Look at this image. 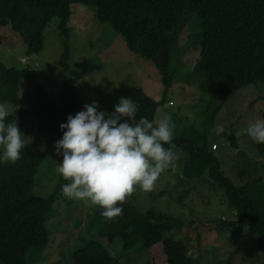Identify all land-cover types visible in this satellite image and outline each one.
<instances>
[{
	"label": "trees",
	"instance_id": "1",
	"mask_svg": "<svg viewBox=\"0 0 264 264\" xmlns=\"http://www.w3.org/2000/svg\"><path fill=\"white\" fill-rule=\"evenodd\" d=\"M74 4L93 7L99 23L108 24L122 37L131 53L150 62L157 70L162 85L160 100L149 98L140 88L116 92L120 97L132 98L138 105L137 117L144 116L154 125L157 108L165 104L169 89L178 80L170 61L185 12L201 21L202 39L191 74L200 89L218 98L214 114L237 91L264 83V0H0V27L16 33L28 55L40 52L43 32L53 19L57 21L58 34L63 37V53L58 60L63 72L62 90L54 96L39 93L34 100L21 102L18 88L27 70L7 68L0 63V102L17 106L5 117V123L17 120L25 123L24 119L30 117L31 128L52 134L55 142L62 135L58 125L86 104L79 99L73 83L84 72L70 70L67 64L68 21ZM29 130L30 127L24 129ZM230 139V145L236 148L233 137ZM171 143L174 148L192 149L187 151L188 160L183 165L184 179L197 180L207 172L210 182L223 190L226 204L236 219L227 224L225 221L213 224L224 230L245 223L248 234L256 237L257 249L264 260L262 178L250 179L236 187L218 170L216 157L207 150L203 137L200 147L193 141L192 147L185 146L178 138H172ZM258 149L264 150V143ZM48 152V148L43 152L23 148L17 162L0 163V264H27L30 250L45 247L50 240L46 220L54 211L56 201L67 198L61 193L64 183L60 176L56 188L44 197L34 192ZM240 175L247 173L240 172ZM185 196L184 193L180 202ZM132 200L133 193L126 196L119 205L121 215L113 220L101 216L100 209L91 216L84 226L90 227L93 221V239L83 240V246L71 252V264H117V257L107 249L116 239L121 242V253L136 247L147 251L150 264H201L200 256L191 252L190 246L170 234L181 233L184 225L181 219L153 210L140 213ZM229 259L217 264H232Z\"/></svg>",
	"mask_w": 264,
	"mask_h": 264
},
{
	"label": "rangeland",
	"instance_id": "2",
	"mask_svg": "<svg viewBox=\"0 0 264 264\" xmlns=\"http://www.w3.org/2000/svg\"><path fill=\"white\" fill-rule=\"evenodd\" d=\"M56 27L57 21L53 19L43 32L42 49L36 55L26 53L16 33L7 27H0V63L7 68L27 70L18 88L21 102H30L39 93L54 96L62 90L63 72L58 60L63 53V37ZM68 30L67 64L70 70L84 72L82 77L73 79L82 102L89 104L95 100L98 110L110 114L120 98L116 92L123 89L140 88L149 98L161 99L162 85L157 70L150 62L131 53L122 37L108 24L99 23L93 7L72 5ZM201 39L200 19L185 12L170 61L178 80L173 81L165 104L157 108L154 123L168 114L174 124L173 138L182 139L185 146L192 147L193 141L200 147L203 137L207 150L216 157L218 170L234 186L240 187L257 177L264 182V152H260L264 150L258 149L261 143L253 142L245 133L249 122L264 119V83L237 91L214 114L218 98L200 89L197 79L191 74L197 62ZM0 108L10 115L17 106L0 102ZM24 121L16 122L26 138L24 149L35 152L49 149L34 188L38 196L44 197L57 186L59 175L55 168L61 157L54 150L52 134L39 133L31 128L33 120L30 117ZM217 125L223 126L219 134L216 132ZM27 127L30 130L25 132ZM230 136L236 148L230 145ZM212 144L217 146L213 152ZM172 151L177 157L174 166L160 175L151 191L145 192L138 186L134 188L132 203L135 208L140 213L153 210L181 219L184 222L181 233L170 234L173 239L190 246L191 252L200 256L201 264H217L228 258L232 264H264L256 246V237L248 234L245 223L235 229L217 227L221 221L227 224L235 221L236 217L226 204L223 190L210 182L208 173L205 172L197 180L182 177L183 165L188 160L187 151L192 149L177 147ZM240 172L247 175L242 176ZM63 183H66L64 179ZM184 193L186 196L180 202ZM53 210L46 220L50 240L45 247L30 250L27 264H71V252L81 248L83 240L93 239V221L90 227L84 224L99 210L95 205L60 198ZM191 221L193 223L190 224ZM77 230L76 235L73 234ZM75 237L79 238L78 241L74 240ZM107 249L117 257V264H150V255L139 247L121 253L119 239Z\"/></svg>",
	"mask_w": 264,
	"mask_h": 264
},
{
	"label": "clouds",
	"instance_id": "3",
	"mask_svg": "<svg viewBox=\"0 0 264 264\" xmlns=\"http://www.w3.org/2000/svg\"><path fill=\"white\" fill-rule=\"evenodd\" d=\"M137 112L132 98H118L110 114L98 110L93 100L58 125L62 135L54 150L61 159L55 162V171L66 181L62 193L95 205L108 220L121 215L119 205L135 187L151 191L177 159L172 151L174 124L170 116L165 114L154 125L144 116L137 117ZM7 115L0 108V163L11 164L21 159L27 143L16 122L5 123ZM222 131L223 126L217 125L216 132ZM245 133L253 142L264 143V119L249 122Z\"/></svg>",
	"mask_w": 264,
	"mask_h": 264
},
{
	"label": "built area",
	"instance_id": "4",
	"mask_svg": "<svg viewBox=\"0 0 264 264\" xmlns=\"http://www.w3.org/2000/svg\"><path fill=\"white\" fill-rule=\"evenodd\" d=\"M216 148H217V146H216L215 144H212V145H211V149H212V150H216Z\"/></svg>",
	"mask_w": 264,
	"mask_h": 264
},
{
	"label": "crops",
	"instance_id": "5",
	"mask_svg": "<svg viewBox=\"0 0 264 264\" xmlns=\"http://www.w3.org/2000/svg\"><path fill=\"white\" fill-rule=\"evenodd\" d=\"M217 149V148H216Z\"/></svg>",
	"mask_w": 264,
	"mask_h": 264
}]
</instances>
